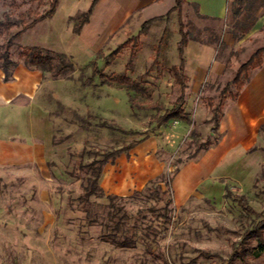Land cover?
Wrapping results in <instances>:
<instances>
[{"label": "rangeland", "instance_id": "1", "mask_svg": "<svg viewBox=\"0 0 264 264\" xmlns=\"http://www.w3.org/2000/svg\"><path fill=\"white\" fill-rule=\"evenodd\" d=\"M49 1L39 6L35 0H16L23 4L18 12L39 14ZM90 2L58 0L53 19L24 32L10 49L13 61H18V48L39 47L64 54L74 71L68 77L53 78L35 69L42 77L39 103L52 124L53 152L41 166L0 167V264H227L232 250L260 218L244 213L225 197V190L244 196L264 217V153L260 151L264 149V126L253 146L257 152L242 153L247 171L239 180L220 179L221 188L200 187L177 201L173 182L163 194L166 188L159 178L179 172L203 143L217 137L210 135L209 100L216 105L219 92L238 68L264 47V0H227L226 17L221 21L200 17L194 6H182L180 21L188 42L212 46L221 72L212 82L197 87L187 81L186 120L177 140L172 133L181 125L170 121L154 130L157 110L149 109H169L178 96L169 73L177 65L176 14L144 31L139 22L131 20L92 53L77 44L71 31ZM8 3L0 0V21ZM68 15L72 17L66 19ZM4 42L0 36V46ZM94 69L108 79L123 75L139 82L149 97L124 86L101 85ZM66 109L88 125H81ZM143 138H154L159 144L155 158L161 177L124 196L102 191L103 196L91 199L92 214L98 218L90 224L78 200L87 178L79 167ZM236 169L229 161L220 172L233 174ZM106 196L117 197L113 204L128 216V226L137 220L138 241L133 249H118L101 241L104 226L110 224L105 217L109 211ZM249 242L256 246L255 241ZM231 264H264V255L246 262L235 259Z\"/></svg>", "mask_w": 264, "mask_h": 264}, {"label": "crops", "instance_id": "2", "mask_svg": "<svg viewBox=\"0 0 264 264\" xmlns=\"http://www.w3.org/2000/svg\"><path fill=\"white\" fill-rule=\"evenodd\" d=\"M186 1L187 5L197 8L198 15L217 21L226 17L227 0ZM174 4L175 0H97L79 34L73 33L74 25L71 31L80 47L96 53L131 20L142 25L145 21L165 16ZM68 17L72 16L68 15L66 19ZM183 56L189 85L197 87L210 83L220 75L212 46L189 41ZM261 58L262 65L251 71L249 81L243 85L237 98L225 100L217 126L216 144L182 165L174 176L172 182L177 201L185 200L200 187L221 188L218 180H239L247 171V161L242 153L257 152L253 146L259 128L264 126V52ZM42 85L41 74L21 64L13 69L7 82L0 71V167L41 166L51 156L52 124L39 103ZM174 122L181 125L172 133L177 140L184 131V121ZM157 145L154 138H143L129 151L121 152L113 162H107L100 178L101 190L107 195L124 196L160 177L159 163L155 158ZM229 161L237 168L235 173H221Z\"/></svg>", "mask_w": 264, "mask_h": 264}, {"label": "trees", "instance_id": "3", "mask_svg": "<svg viewBox=\"0 0 264 264\" xmlns=\"http://www.w3.org/2000/svg\"><path fill=\"white\" fill-rule=\"evenodd\" d=\"M9 3L5 5L8 8V11L2 13V20L0 21V36L4 39V44L0 46V71L3 74V80L5 82L9 81L12 76V71L18 65H23L26 68L38 69L44 72H48L52 75L53 78H65L68 77L73 71L74 66L70 58L64 54H57L39 47H26L18 48L17 58L18 61H13L10 54V49L13 45L14 40L21 36L27 30L33 28L38 23L43 20L50 19L58 6V0H50L48 3L47 9L39 14L37 11H25L18 12L22 7V3L18 4L16 0H7ZM39 6L44 5V0H35ZM97 0H92L89 8L81 14L80 18L76 21L73 26V33L79 34L81 28L88 22L89 17L93 11V8ZM186 0H175L174 6L169 10V12L163 16L154 18L148 21H145L141 25V31L149 28L153 23L167 20L172 13H175L177 16L178 22V35L179 41L176 44L177 52V65L169 69L175 85L178 88V96L176 100L172 103L169 109L164 108H153L150 106V110L156 111V117L154 120V130H158L162 127H165L170 121H185V113L183 110L185 103V90L187 77L184 72V56L183 52L187 45L188 39L187 34L183 31V25L180 21V14L183 5H187ZM12 9V10H11ZM11 10V11H10ZM200 17H203L199 15ZM126 45L123 44L119 49ZM2 50V51H1ZM116 50L113 54L117 53ZM264 52V47L256 50L250 56V58L242 64L236 71L233 79L227 83L224 88L219 92L217 98V104L213 106L212 100H209V107L211 108V118L209 122L213 123V127L210 130V135L217 134V126L219 120L222 117V109L226 99L235 100L245 83L249 81V72L255 69H258L262 65L261 55ZM133 53H131V57ZM126 67H130V61L127 63ZM96 75L100 80L101 85H117L124 86L128 90L141 93L149 97L147 90L142 88L141 84L137 81H132L126 76H114L112 78H105L102 74L97 73L94 69ZM234 88V93L231 91V88ZM59 107L63 108L60 104ZM132 105V102H131ZM71 113L75 119L81 125H88L87 122L75 112L66 109ZM161 113V114H160ZM108 130L117 131L120 133H125L122 130H115L110 127L101 126ZM141 140L134 141L129 145L114 150L109 154H102L100 159L94 160L88 165L80 166L79 170L84 172L87 176L84 185L82 186V195L79 196L78 200L82 206L83 212L86 214V219L90 224H93L97 221L98 216L92 214L91 203L92 198H100L103 196V192L99 186V181L102 175L103 167L107 162H113V160L121 153L129 151L132 147L140 143ZM218 141V134L214 141L203 143L201 148H199L194 156L188 160L192 161L196 159L199 153L206 151L209 147L216 144ZM264 152V150H263ZM177 170L172 174H168L165 177L159 178V183H164L165 185V194L169 188L174 176L176 175ZM153 182H149L148 185ZM145 190H148L145 188ZM225 197L234 202L244 213L260 218V220L248 231L243 237V241L238 243L237 246L232 250L230 259L227 261V264H231L235 259H238L241 262H246L247 259L257 260L264 255V217L261 214L256 213L247 203V200L244 196H235L231 194L228 190L225 191ZM117 197L106 196L108 200V206L106 209H109L105 217L107 218L109 225H105V232L101 236V241L107 243L118 249H133L138 241L136 238V229H137V220L131 226H128L126 221L129 219L128 216L123 213L121 208H118L113 204V201ZM249 241H255L256 246H251Z\"/></svg>", "mask_w": 264, "mask_h": 264}]
</instances>
